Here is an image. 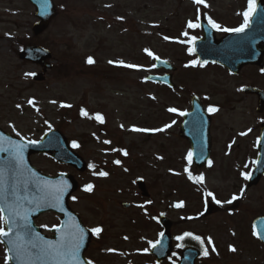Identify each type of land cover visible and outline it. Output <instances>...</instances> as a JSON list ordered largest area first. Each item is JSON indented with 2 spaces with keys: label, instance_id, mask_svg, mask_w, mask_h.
Here are the masks:
<instances>
[{
  "label": "rangeland",
  "instance_id": "obj_1",
  "mask_svg": "<svg viewBox=\"0 0 264 264\" xmlns=\"http://www.w3.org/2000/svg\"><path fill=\"white\" fill-rule=\"evenodd\" d=\"M248 1L54 0L58 14L49 30L35 38V9L26 0H0V128L32 141L59 130L71 146L79 145L73 148L87 163L83 173L49 156L30 159L48 176L65 173L77 180L71 210L92 232L102 228L98 235L93 232L86 252L91 264H156L150 249L162 232L161 215L173 223L174 249L181 248L178 237L191 238L189 233L204 240L197 264H264V246L251 225L264 215V179L254 187L245 179L255 165L253 147L264 114L256 112V98L242 93L250 85L264 89V70L249 67L234 77L219 67L191 64L186 44L198 34L187 25L200 13L218 22L224 33L244 23ZM32 43L53 54L55 68L43 84L32 81L35 72L41 73L37 67L18 60L22 47ZM148 51L179 66L174 95L146 81L160 74ZM191 95L218 109L211 164L200 170L188 163L189 145L179 131L180 113L189 108ZM101 171L108 176L101 177ZM199 176L202 182L194 179ZM138 179L148 186L149 199L135 186ZM88 184L94 186L91 192L84 191ZM126 203L130 208L125 210ZM36 223L48 236L60 225L53 213ZM0 228L6 230L1 212ZM178 259L176 252L161 264H177ZM0 264H9L1 243Z\"/></svg>",
  "mask_w": 264,
  "mask_h": 264
},
{
  "label": "water",
  "instance_id": "obj_2",
  "mask_svg": "<svg viewBox=\"0 0 264 264\" xmlns=\"http://www.w3.org/2000/svg\"><path fill=\"white\" fill-rule=\"evenodd\" d=\"M28 1L36 8L35 18L39 22L33 26V30L36 36H40L47 30L56 16V7H54L53 0ZM203 31L205 33L204 39L196 43V53L202 64L206 62L219 64L236 75L245 66L256 65L264 68V0H258L256 11L251 17V23L244 32L231 33L221 41H216L215 32H213L210 26H204ZM51 58L52 55L49 50L38 46L25 48L19 54L21 61L23 60L41 66L43 72L53 69V65L49 63ZM156 67L159 70L175 69L164 60H157ZM34 80L42 82L44 77L43 75H35ZM170 80L171 77L169 76L163 78L157 76L148 77V81L152 83H167L173 87ZM244 92L248 95L253 94L258 96L259 108L257 111L262 114L264 111V91L250 87L246 88ZM192 109L185 116L186 122L181 131L182 137L190 141L194 163L200 168L206 165L211 154L209 147L210 119L206 116L201 104L195 99H193ZM43 137L42 141L37 143L25 142L18 138H13L0 129V138H3L0 139V147L8 149V151H0V204L4 203L5 197L7 198L8 204H16L18 202L21 205L20 211L28 212L29 223L32 229L36 233H39V236L42 238L41 243L44 241L59 243L61 234L69 225L73 223L79 225L84 231V239L79 251V262L80 264H88L85 258V251L90 244L91 233L83 227L78 215L71 211L68 205L69 197L77 191L75 179L65 174H61L55 178L48 177L35 169L29 158L37 154H50L58 163L72 166L79 172L86 171V164L68 146L66 138L59 131H50ZM9 141L17 145H23V163L19 166L16 165L13 159L14 150L12 145L8 143ZM257 149H259V155L253 170L254 172L248 181L250 187L258 184L259 180L264 176V125L262 126L260 140L257 143ZM43 181L51 182L53 185L58 182H63L67 185L59 204L56 203L52 190L43 187L41 183ZM138 186L142 190L143 196L147 197L148 193H146V187L142 181L138 182ZM14 192L16 193L15 196L13 195ZM17 197L21 199L17 201ZM28 201H33V203H29ZM123 207L126 208L128 205H124ZM50 212H55L62 217L60 220L62 223L61 226L52 230L55 233L52 239H48L42 234L34 223V220L39 218L40 215ZM2 213L4 214V218L9 215L7 211ZM6 225L8 231V224ZM161 225L164 229L163 235H161L158 245L152 250V254L156 256L158 264H161L163 260L171 255L173 242L171 237V222L162 218ZM253 225L256 235L264 245V217L256 218ZM0 239L7 246L11 264H67L66 261L48 257L21 261L17 259L16 252L7 242L8 238L0 237ZM12 239H15V233H13ZM32 239L33 237L31 236L26 238L25 247L31 249L30 241ZM199 256L200 252L197 249L186 248L180 259V264H196Z\"/></svg>",
  "mask_w": 264,
  "mask_h": 264
},
{
  "label": "snow or ice",
  "instance_id": "obj_3",
  "mask_svg": "<svg viewBox=\"0 0 264 264\" xmlns=\"http://www.w3.org/2000/svg\"><path fill=\"white\" fill-rule=\"evenodd\" d=\"M194 4L200 5L204 3V0H193ZM207 6V5H205ZM256 11V0H249V5H248V11L243 13L244 16V25L240 28L236 29H223V31H234L237 33L244 32L245 28L248 26V22L251 18V16L255 13ZM209 24L212 25L213 28H216L220 30V25L216 24L213 20L209 18ZM188 28L190 29H195L199 28L200 24L199 23H193L189 22L188 23ZM185 36H187V33H184ZM165 39H168L165 37ZM195 37H192V40L195 41ZM148 55L152 56L153 59L159 60V57L154 56L151 51H148ZM88 63L92 64L94 61L92 58L88 59ZM111 63V61H110ZM124 67H136L134 65H123ZM30 104L34 103V101H29ZM68 106V105H64ZM171 112H175L176 109H169ZM209 112H216L218 111L217 108L210 107L208 109ZM181 115H187V113H180ZM82 115L87 116V112H82ZM96 119L100 122L103 123V117L102 116H97ZM134 131H146L144 129H133ZM246 134V133H245ZM3 139V138H0ZM10 145H12V148L14 150V161L17 166L21 165L23 163V145H17L14 144V142L9 141L8 142ZM35 143V142H33ZM104 143H110V141H104ZM74 147H79V145L74 144ZM0 151H8V149L0 147ZM124 155H127V152H124ZM192 156L193 154L191 152L188 153L187 160L188 163H192ZM116 164H120L119 160L115 161ZM209 164L211 162L209 161ZM89 167H93V165H90ZM99 175L101 177H107L108 173L101 171L99 172ZM189 178L193 179L191 173L189 172ZM197 180V182H202L204 180L203 176H199L194 178ZM245 179H250V177L245 174ZM43 187L46 189H51L53 192L54 199L57 204L61 202V198L64 194V191L67 188V185L64 184L63 182H58L57 184L53 185L51 182L48 181H43L41 182ZM93 185L88 184L84 191L86 192H91L93 190ZM13 195L15 196L16 193L14 192ZM208 197H211L213 200H216L215 196L213 193L208 192L207 193ZM21 199L20 197H17V201ZM75 199V197H73ZM236 197H233V200H235ZM29 203H33V201H28ZM232 201H229L231 203ZM216 203L219 204L220 201L216 200ZM37 206H39L37 204ZM176 207H182L181 204H177ZM21 205L17 202L16 204H8L7 203V198H4V203L0 204V212L7 211L9 215L4 218V222L8 224V231H5L3 228H0V237H6L8 238V243L12 246V249L16 252V257L17 259L21 261L25 260H32L35 258H55L58 260H63L66 261L67 264H80L79 262V251H80V246L83 242L84 239V231L82 228L79 227V225L76 224H71L69 225L65 231L61 234L60 242L59 243H54V242H40L42 238L39 236V233H36L32 227L31 224L29 223V214L27 211L21 212L20 211ZM18 221H20L18 223ZM93 232L95 234H100L102 232V228H94ZM13 233H15V239H12ZM163 235V234H161ZM188 236H191V239L198 241L201 245H204V240L201 239L200 236H195L192 234H186ZM33 237V239L30 241L31 244V249L25 247V241L27 237ZM179 240L183 241L185 239V236H180L178 237ZM208 243L212 244L211 239H208ZM183 247V245H180ZM152 247H156L155 244L152 245ZM215 249L213 248V251ZM232 251H236L235 248L231 249ZM204 255H208V249H204ZM91 264V262H89Z\"/></svg>",
  "mask_w": 264,
  "mask_h": 264
},
{
  "label": "flooded vegetation",
  "instance_id": "obj_4",
  "mask_svg": "<svg viewBox=\"0 0 264 264\" xmlns=\"http://www.w3.org/2000/svg\"><path fill=\"white\" fill-rule=\"evenodd\" d=\"M248 5H249V1L246 3V9H248ZM200 19L201 20H205L208 24H209V18L207 17V15L204 13H201L200 14ZM211 20H213V19H211ZM242 20H243V22H244V16L242 15ZM214 21V20H213ZM216 24H218V22H216V21H214ZM249 23V22H248ZM211 25V24H210ZM244 25V23H242L240 26H238V27H236V28H240V27H242ZM212 26V25H211ZM236 28H233V29H236ZM214 29V31L216 32V37L217 38H222L225 34H220V30H218V29H216V28H213ZM197 30H198V33H200V35H199V38L203 35L202 33H201V30H200V27L199 28H197ZM190 42H194L193 40H190ZM195 60H196V58H195ZM243 72H244V70L243 71H241V75L243 74ZM177 74V73H176ZM174 78H176L175 77V74H174ZM202 98V97H201ZM188 99L189 98H187V102H188ZM202 101V103H203V105H204V107L207 109V112H209L208 111V109L210 108V106L209 105H207V103L204 101V99L203 100H201ZM189 102H190V100H189ZM188 111H189V109H188ZM210 114H211V119H212V124H211V127H210V130H211V140L213 139V131H214V129H213V126H214V121H215V117L217 116V112H209ZM211 143H212V146H213V140L211 141ZM256 143V142H255ZM253 149H254V151H256L257 149L255 148V145H254V147H253Z\"/></svg>",
  "mask_w": 264,
  "mask_h": 264
}]
</instances>
